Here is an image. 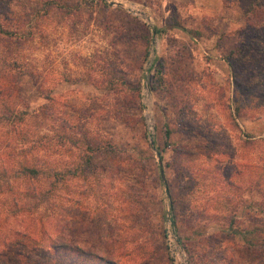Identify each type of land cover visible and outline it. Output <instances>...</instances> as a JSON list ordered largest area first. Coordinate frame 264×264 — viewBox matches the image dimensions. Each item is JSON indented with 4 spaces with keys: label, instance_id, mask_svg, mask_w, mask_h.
<instances>
[{
    "label": "rangeland",
    "instance_id": "rangeland-1",
    "mask_svg": "<svg viewBox=\"0 0 264 264\" xmlns=\"http://www.w3.org/2000/svg\"><path fill=\"white\" fill-rule=\"evenodd\" d=\"M247 2L0 0V65L8 85L20 74L7 94L17 119L0 122V255L22 252L18 232L39 241L28 256L67 244L61 264H96L79 251L264 264V204L249 186L264 146L245 144L264 135V0L263 29ZM23 166L43 177L25 180ZM231 214L257 252L231 237Z\"/></svg>",
    "mask_w": 264,
    "mask_h": 264
},
{
    "label": "trees",
    "instance_id": "trees-1",
    "mask_svg": "<svg viewBox=\"0 0 264 264\" xmlns=\"http://www.w3.org/2000/svg\"><path fill=\"white\" fill-rule=\"evenodd\" d=\"M91 1H93V0H91ZM48 3L52 4L51 1H49ZM261 12H262V8H261L260 0H248L247 6L245 8L246 21L249 22L251 19H254V21L257 22L256 27L258 29H260V28L263 29V22L260 21ZM249 14H252L251 15L252 17H249ZM170 27L179 29V30L183 31L185 34H189L187 32V30H185L184 28H182L181 26H179L177 24H173ZM152 31L154 34L160 33V30L157 29L156 27L152 28ZM0 34L4 35V36H10V33L2 27L1 23H0ZM17 36H18V38L23 37L22 34H17ZM142 39H143V43L145 45V51H144V56H145L146 50H147L146 46L148 45L149 38H147L145 36V37H142ZM4 66L5 65L3 63L0 65V122L17 119L16 113H14L12 110H10V106H12V104H9V102H8L9 99L7 98V96H8L7 94L10 93V90L11 91L14 90V89H10L11 86L13 87V85H14V88H16L20 74L15 75V78L14 79L12 78L13 84L8 85V76L6 73H4ZM238 109L239 108H237V107L235 108V112H234L235 114H237V112L239 111ZM139 119H141V118H139ZM164 133H165L164 134L165 137L167 138V135H168L167 129H165ZM247 138H248V140H245L246 146L251 147L256 142H260L264 146V135L261 138H259V140L254 139L253 136H247ZM152 146H153V142H152ZM85 148H87L88 150H92V151L95 149V147L91 146L90 142H87L85 144ZM263 151H264V149H263ZM249 168H251L252 171L258 170V172H257L258 174H256V178L249 181V186H250V189L257 192V194L261 197V203L264 204V164L260 168L255 166V165H250ZM19 172H20L21 176L27 181H29V180L30 181H38L40 179V177H43L42 176L43 172H41V170L36 169L34 167L23 166V167L19 168ZM48 172L50 173L51 170H49ZM53 175H56V174L53 173ZM50 176L51 175L48 174L47 176H44V179H47V178L51 179L53 177L52 176L50 178ZM157 176L159 178H161L159 172H158ZM52 180H54V179L52 178ZM51 184L52 183L49 182V185H51ZM31 198H33V197H31ZM233 217L234 216L232 214L225 216L226 226H227L228 230L230 231L231 237L238 235V237L241 240V242L243 243L245 249L250 250V251L252 250V252L253 251L257 252V248H255V245H256L255 241L256 240L253 236L254 230H248V229H244V228L238 229L237 227L234 226L235 222L233 220ZM263 228H264V226H263ZM175 232L177 233V228L173 225V222H172V233H175ZM10 242L15 247H19L20 249H22V252H17L18 251L17 250L14 253L11 252L9 254V252H8V254L0 255V264H61L56 258L57 254H59L60 252L62 253V252L71 250L67 244L62 243V244H57V245L51 246V250L49 252L41 253V254L35 253L33 256H28V255H30L29 254L30 251L32 252L34 249H36V250L38 249L40 244H39V241L37 239L30 237L26 233L15 232V233H13ZM40 248H42V247H40ZM79 252L81 253L80 259H82L84 261H94L96 264H109V262H107L106 260H104L103 258H101L97 255L86 253V252L84 253L81 251H79ZM261 253H262V251H261Z\"/></svg>",
    "mask_w": 264,
    "mask_h": 264
},
{
    "label": "water",
    "instance_id": "water-1",
    "mask_svg": "<svg viewBox=\"0 0 264 264\" xmlns=\"http://www.w3.org/2000/svg\"><path fill=\"white\" fill-rule=\"evenodd\" d=\"M159 173H160L161 180H163L162 179V171H161V169H159Z\"/></svg>",
    "mask_w": 264,
    "mask_h": 264
}]
</instances>
